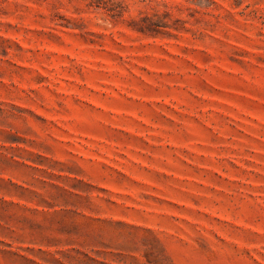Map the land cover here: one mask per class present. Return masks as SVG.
I'll use <instances>...</instances> for the list:
<instances>
[{"label": "rangeland", "instance_id": "rangeland-1", "mask_svg": "<svg viewBox=\"0 0 264 264\" xmlns=\"http://www.w3.org/2000/svg\"><path fill=\"white\" fill-rule=\"evenodd\" d=\"M0 264H264V0H0Z\"/></svg>", "mask_w": 264, "mask_h": 264}]
</instances>
